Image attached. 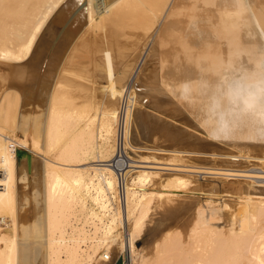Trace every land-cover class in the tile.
Instances as JSON below:
<instances>
[{
    "label": "bare ground",
    "instance_id": "1",
    "mask_svg": "<svg viewBox=\"0 0 264 264\" xmlns=\"http://www.w3.org/2000/svg\"><path fill=\"white\" fill-rule=\"evenodd\" d=\"M259 49L264 0H0V264H264V138L210 139L178 92Z\"/></svg>",
    "mask_w": 264,
    "mask_h": 264
},
{
    "label": "clouds",
    "instance_id": "2",
    "mask_svg": "<svg viewBox=\"0 0 264 264\" xmlns=\"http://www.w3.org/2000/svg\"><path fill=\"white\" fill-rule=\"evenodd\" d=\"M248 65L229 62L213 73L215 79L178 87L180 98L196 108L199 126L210 139L264 138V49Z\"/></svg>",
    "mask_w": 264,
    "mask_h": 264
},
{
    "label": "rangeland",
    "instance_id": "3",
    "mask_svg": "<svg viewBox=\"0 0 264 264\" xmlns=\"http://www.w3.org/2000/svg\"><path fill=\"white\" fill-rule=\"evenodd\" d=\"M53 48H54V46L51 47V51H52V52H53L54 49H55V48H54V49H53ZM104 78L109 79V78H110V74H109V75H104ZM105 82L107 83V80H106ZM106 83H105V84H106ZM107 84H108V83H107ZM166 114H167V116L170 115L169 113H166ZM170 116H171V115H170ZM182 117H183V118H182ZM177 118H179L178 120H179L180 122L183 120V122H181V125H183V126L178 125V126L180 127V128H179V127H178V128H179V129H183V127H185L184 130L186 129V131H185L186 133H185L184 131H183L184 133L181 132V136H182V134H183V136L185 135V136H187L188 139H189V137H190L189 135H190V134H193V132H191V130L188 129V127H191V126H190V125H191V122L188 121L187 119L185 120L186 117H184V116H179V117H177ZM180 118H181V119H180ZM184 120H185L186 123H184ZM155 121H156V120H155ZM155 121H154V120H151V123H154ZM149 122H150V121H149ZM183 123H184V124H183ZM166 125H167V124H165V126H166ZM187 125H188V126H187ZM167 126H168V125H167ZM169 130H170V129H168V128H166V130L164 129V131H161L160 134H157V137H159L162 141L164 140V142H167V143H171V142H172V143H173L172 139H171V141H170V136L168 135V134H169ZM180 131H182V130H180ZM188 131H189V132H188ZM164 133H165V134H164ZM187 133H188V134H187ZM161 134H162V135H161ZM158 135H160L161 137L158 136ZM166 135H167V138H165ZM199 135H200V134H199ZM168 136H169V137H168ZM185 136H184V139H185V140H188ZM201 136H202V135H201ZM148 138H149V139H148ZM181 138H183V137H181ZM133 139H134V142H136V141L138 140L137 138H133ZM167 139H168V140H167ZM184 139H182V142H180L181 139L179 140L180 143L178 142V144H180L182 147H183V145H184V144H183V143H184V142H183ZM151 140H152L151 137H149V135H148L147 138L144 139L145 143L142 142V143L140 144L139 140L137 141V143L139 142L138 144H140V145H138V146H139V147H138V148H139L138 151H139L141 154H145V155H146V154H148V152L150 153V152L156 151V149H154V150L152 149V145H151V144H152V143H151L152 141H151ZM185 140H184V141H185ZM191 140H192V139H189L188 142H187V141L185 142V145H184V146L186 147V149H190V147H191V149H192V148H193V145H195V143H194V138H193V140H192L193 142H192ZM150 141H151V142H150ZM168 141H170V142H168ZM190 141H191V143H189ZM147 142H148V144H147ZM175 143H176V142H175ZM175 143H174V146H177V147L181 148L180 145H178L177 143L175 144ZM186 143H189V144H186ZM192 144H193V145H192ZM189 145H190V147H189ZM145 146H146V147H145ZM147 146H148V147H147ZM187 146H188V148H187ZM143 147H144V148H143ZM185 147H183V148H185ZM195 147H196V146H194V148H195ZM207 148H208V147H207ZM199 149H200V148H199ZM202 149H204V148H202ZM206 150H208V149H206ZM156 152H159V151H156ZM132 155L134 156V153H133ZM136 157H137V156H136ZM136 159H138V158H136ZM136 161H137V162H136ZM136 161H135V159H131V164L128 163V165L131 166V165L134 164L135 167H144V166L147 164L146 162H141V161H139V159L136 160ZM138 161H139V162H138ZM141 163H142V164H141ZM145 163H146V164H145ZM136 164H137L138 166H137ZM139 164H140V166H139ZM143 164H144V165H143ZM134 165H133V166H134ZM142 165H143V166H142ZM147 166H150V164H147ZM124 167H125L124 170H127V169L129 168V167L126 168V166H124ZM150 168H151V166H150ZM160 168H162V167H160ZM156 169H157V168H156ZM156 169H153V170H156ZM157 170H159V171H163V172H164V170L167 171L166 169H161V170H160V169H157ZM122 171H123V170H122ZM197 175H199L200 177H201V176H204V174H201V173H198ZM206 176H208V175H206ZM209 176H210V175H209ZM230 178H233V177H230ZM234 178H235V177H234ZM234 178L231 179V180H234ZM241 179H243V178H241ZM245 179H246L247 181L250 180V182H251L252 180H255L254 178H253V179H251V178L249 179V177H244L243 181H245ZM248 179H249V180H248ZM235 180H236V179H235ZM258 180H262V181H257V182H255V183H254V182H251L250 184H252V185H250L249 183H246L247 188H248V186H249V188H248L249 191H250V190L252 191V190L254 189V192H259L260 189H261L262 187L264 188V177H263V178L261 177V178L258 179ZM200 181H201V180H200ZM247 181H245V182H247ZM258 182H259V183H258ZM262 182H263V183H262ZM250 186H251V187H250ZM261 186H262V187H261ZM256 187H258V188H256ZM252 188H253V189H252ZM191 194L194 195V196H197V195H200V194H201V195H206L207 193H204V192H194V193H191ZM195 194H196V195H195ZM225 194H226V193H225ZM225 196H229V197H230V196H232V195H231V194H226ZM178 206H179V205L176 204V206L174 207L175 210H174V209L171 210V211H172V212H171L172 215H171L170 213H166V212H163V211H160L161 213H160L159 211H157L158 213L155 212V213L153 214V216L157 215L158 217H157V216H156V217H153V216H152V218H151V220H150L152 223L149 222L151 225L148 224V228H149V229L146 231L147 234H146L145 239H144L143 241H140V242L138 243V247H139V249H142L145 245H146V247L144 248V250L146 249L145 251H146L147 253H148V251L150 252V250L152 249V245H153L152 243L154 242V239H155L154 236H155V233L157 232V231L155 230V228H154L156 222H159V221H161V220H163V219H167V222H166V223L168 224V226L172 225V226H170V227H174V226H176V225L178 224L177 227H179V228H180L183 224H184V225L187 224L190 215L188 216V215L181 214V213L179 212V210L176 211L178 208H180V206H179V207H178ZM177 207H178V208H177ZM30 209H31V212H30ZM32 209H33L32 207H28V208L26 209L28 212L25 210V212L22 213V214H23V215H22L23 218H25V217L28 218V219H27V218L23 219V221H24V220H25L26 222H27V221H31V219H32L31 216L33 215V210H32ZM173 211H175V212H173ZM162 212H163V214L165 213V214H164L165 216H166L167 214H170V216L167 215L166 218H165V216H164V218L161 219V218H162ZM26 213H27V214H26ZM29 213H32V214H29ZM174 213H176L177 215L174 214ZM180 214H181V215H180ZM28 215H29V216H28ZM173 215H174V216L176 215L175 218H174ZM183 215H184L186 218H188V219H186ZM168 216H169V217H168ZM171 216H172V217H171ZM179 216H180V217H179ZM182 216H183V217H182ZM159 217H160V218H159ZM170 217H171L172 219H171ZM177 217H178V219H179V218L181 219V220L179 219L180 222H178ZM181 217H182V218H185V219H182ZM155 218H156V219H155ZM153 219H154V220H153ZM157 219H158V221H157ZM159 219H160V220H159ZM174 219H175V221H176V219H177V221H176L177 223L174 221ZM183 220H184V223H183ZM185 220H186V221H185ZM25 221H24V222H25ZM171 221H172L173 223H172ZM169 223H171V224H169ZM174 223H175V224H174ZM179 223H180V224L182 223V224L179 225ZM185 223H186V224H185ZM153 224H154V225H153ZM167 224H166V225H167ZM184 225H183L181 228L185 227ZM177 227H176V228H177ZM150 228H151V229H150ZM181 228H180V229H181ZM153 230H154V232H153ZM151 232H153V233H151ZM153 234H154V235H153ZM150 235H152V236H150ZM148 239H149V240H148ZM147 240H148V241H147ZM146 242H147V244H145ZM149 246H150V248L147 249ZM146 252H145V253H146ZM116 253H117V252H116ZM116 253H114L113 255H111L112 258H111V260H109L110 262L107 260L108 262H106V264H107V263H108V264H110V263L112 264V263H113V259H114V258L116 259V257H117V259L120 257V260H119L118 263H116V261H115L114 264H130V263H131L130 258H129V253H128V252H127L126 254H119V253H117L119 256H118ZM114 255H116V256H114ZM127 255H128V256H127ZM123 257H124V259H125V260H124V263L121 262V261L123 260ZM117 259H116V260H117Z\"/></svg>",
    "mask_w": 264,
    "mask_h": 264
},
{
    "label": "built area",
    "instance_id": "4",
    "mask_svg": "<svg viewBox=\"0 0 264 264\" xmlns=\"http://www.w3.org/2000/svg\"><path fill=\"white\" fill-rule=\"evenodd\" d=\"M115 166H116V168H117V171L119 172V175H121L122 172H123L122 170H124V168H125V167H124L125 165L121 166V164H120V166H118V164H117V165H115ZM107 259H110V257L107 256ZM119 260H120V257L116 260V263H118ZM124 260H125V259H124V257H123V260H122L121 262L124 263Z\"/></svg>",
    "mask_w": 264,
    "mask_h": 264
},
{
    "label": "water",
    "instance_id": "5",
    "mask_svg": "<svg viewBox=\"0 0 264 264\" xmlns=\"http://www.w3.org/2000/svg\"><path fill=\"white\" fill-rule=\"evenodd\" d=\"M84 4H85V3L83 2V3L81 4V6H83ZM81 6H80V7H81Z\"/></svg>",
    "mask_w": 264,
    "mask_h": 264
}]
</instances>
